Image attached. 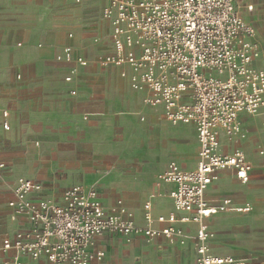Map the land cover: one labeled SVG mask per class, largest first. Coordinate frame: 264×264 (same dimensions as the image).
Wrapping results in <instances>:
<instances>
[{
	"label": "built area",
	"instance_id": "1",
	"mask_svg": "<svg viewBox=\"0 0 264 264\" xmlns=\"http://www.w3.org/2000/svg\"><path fill=\"white\" fill-rule=\"evenodd\" d=\"M104 1L102 18L110 26L112 48L93 61L65 45L57 54L59 61L73 64L65 80L73 81L90 64L119 68L132 89L146 92L147 105L163 108L171 124L195 126L197 167L186 170L172 161L157 175L159 182L175 185L170 191L174 210L155 217L150 198L143 204V223L122 200L107 209L95 186L74 184L57 198L43 197L44 184L19 178L8 203L19 227L4 235L0 245V253H10L5 264H30L22 257L51 264L101 262L106 252L96 247V240L105 234L185 245L190 224L197 225L195 264H257L214 254L210 241L215 232L206 223L217 213L253 209L250 203L235 206L230 198L210 204L206 193L221 170H234L242 183L251 178L253 164L246 152L224 151L222 136L229 142L242 140V115L264 117V48L256 27L242 16L236 0ZM3 117L10 130L7 110Z\"/></svg>",
	"mask_w": 264,
	"mask_h": 264
},
{
	"label": "crops",
	"instance_id": "2",
	"mask_svg": "<svg viewBox=\"0 0 264 264\" xmlns=\"http://www.w3.org/2000/svg\"><path fill=\"white\" fill-rule=\"evenodd\" d=\"M99 1L103 5L105 4L104 0ZM236 1L241 14H244L247 20L256 27L260 45L264 48V0ZM45 4L46 0H0V52H12L5 56L3 60H0V138L4 133L3 131H7L3 126L4 110L9 112L10 130H24L31 127L34 130H39L46 122L50 123V116L57 111L54 102L57 94L60 93L59 91L65 92L67 90L76 98L67 102L65 109H62L65 115L78 113L77 108H79V110L88 113L90 116L99 117L100 122L106 120L109 116H113L114 124L121 123L126 128L135 124L136 128H138V139L128 148L105 150V152L113 153L115 157L106 163L111 166L109 172L105 175H99L111 180L109 186L111 200L107 199L95 187L103 205L107 209H111L118 200H122L125 206L134 213L136 221L143 223V204L146 200L152 198L154 201V216L168 215L174 210L170 191L175 185L159 182L157 175L164 171L172 161H176L186 170L197 167L199 142L195 126L192 124H178L175 126L179 127L180 130L178 129L170 135H162L161 119L171 124L165 117L163 108L161 106L153 107L147 105L144 102L146 92L132 89L129 79L122 77L120 69L116 67L101 68L96 64H90L88 67L80 68L79 72L74 76V80L67 82L65 77L70 72L73 64L60 61L65 68L61 81L54 80L51 76L46 77V79L33 76V70L40 63L37 61L31 64L24 63L18 60L19 58L16 54L18 53L17 49L22 47L31 36L46 27L50 19L52 21L54 19V22H50V27L54 30L57 29L59 22H57L56 15L49 14L48 16L47 14H42ZM249 5L253 6L252 10L248 9ZM53 15L54 17H52ZM103 22L108 29L106 36L108 41L101 46V54L110 51L112 48L110 26L105 20ZM71 39L68 36V40L63 44L62 48L65 45H72L77 53L88 56L80 51L76 47L74 39ZM18 75H21V77L19 78ZM72 89L77 91L75 95L71 93ZM72 107L76 110H72ZM146 107L151 110L157 109L158 112L150 115L146 111ZM248 118L250 117L245 114L242 115L244 128H247ZM91 121L95 122V119ZM184 125L193 126L194 136L182 131ZM149 126H152L153 133L149 134L142 131ZM188 142L197 143V149L190 150L186 145ZM240 142V140L229 142L225 136H222L224 151L231 152L235 148H242L246 152L248 159L251 162L253 161L250 181L242 183L232 169L221 170L219 178L209 186L206 198L210 204H217L224 198H230L235 206L250 203L253 209L251 212H221L207 218L206 223L215 232V237L210 241V244L212 252L216 255H230L236 258L248 259L253 263L264 264V158L259 157V160H251L246 151V146H241ZM86 145L88 148L92 146L89 142ZM181 145L189 150V154L193 159H196L195 165L190 166L189 162L183 161L178 157L176 149L181 147ZM141 149L146 150L149 156H141ZM129 157L132 160H129ZM95 161L97 163L101 162L99 159H95ZM2 163L6 164V162H0V164ZM120 164L127 166L125 173L119 172ZM115 173L123 176L115 177ZM21 177L30 178L44 184L40 179L37 180L27 176H20L19 178ZM225 179L226 181L223 183L222 181ZM236 183L242 184L239 195L221 194L225 186L231 187L234 185L236 187ZM74 184L86 187L92 186L86 183ZM215 188L217 190L213 192ZM43 191L41 193L43 197L57 198L61 195L46 196ZM116 195L119 196L114 198ZM165 197L167 200L164 199ZM13 198L14 193L12 190L5 203L7 224L1 233L0 245L4 235L12 234L19 227V223L11 219L12 210L8 203ZM154 225L158 226L157 222ZM185 227L189 234L185 245L191 244L193 246V264H195L197 225L190 224ZM119 238L129 240L123 236L112 234H105L96 240V247L103 249L106 252V256L103 261L94 262V264L105 263L107 253L115 242L114 239ZM138 239L145 241L143 237L139 236L132 237L130 240ZM159 242L169 244L163 238H158L153 244ZM9 256L10 253L7 255L0 253V264H5L4 260ZM22 260L29 261L30 264H51L43 258L34 261L29 257H22Z\"/></svg>",
	"mask_w": 264,
	"mask_h": 264
},
{
	"label": "rangeland",
	"instance_id": "3",
	"mask_svg": "<svg viewBox=\"0 0 264 264\" xmlns=\"http://www.w3.org/2000/svg\"><path fill=\"white\" fill-rule=\"evenodd\" d=\"M102 6L103 3L99 0H46L42 14L56 15L59 25L56 30L52 29L50 22H54V19H50L46 27L17 49L18 60L27 64L35 61L40 63L33 70V76L42 79L51 76L54 80L61 81L65 68L57 59V54L67 42L68 33L72 32L73 36L70 38L74 39L76 47L95 61L101 54V46L108 41V29L101 17ZM242 16L247 20L244 14ZM96 38L98 41H95ZM9 53L10 51L0 52V60ZM59 92L54 102L57 111L50 116V123L46 122L39 130L31 127L3 131L0 138V162H6L5 166H0V239L7 224L5 203L20 176L40 179L44 183L43 194L46 196H58L71 184L86 183L98 188L101 194L111 200V180L99 175L109 172L111 166L106 163L113 160L115 155L105 150L125 149L138 139V128L135 124L128 128L121 123L114 124L113 116L100 122L99 117L90 116L79 108L78 113L65 115L62 109L76 97L67 90ZM72 110L76 109L72 107ZM146 111L150 115L158 112L157 109L151 110L148 107ZM249 117L245 128L246 138L240 140V145L246 146L251 160H259V157L264 158V153H261L264 151V117ZM161 125V134L165 136L180 130L163 119ZM193 130L192 125H184L182 128L190 136L193 135ZM142 131L151 134L153 128L149 126ZM87 142L91 143L90 148L86 145ZM186 145L190 150L197 149V143L188 142ZM176 150L181 160L189 162L190 166L195 165L196 159L191 157L185 146L181 145ZM140 154L149 156L142 149ZM95 159L101 162L97 163ZM128 159L132 160L131 157ZM126 170L127 166L120 164L119 172L125 173ZM116 176L123 175L115 173ZM225 181L226 179L222 182ZM236 184V187L225 186L221 194L239 195L242 184ZM216 190L217 188L213 192ZM117 196L119 195L114 198ZM164 199L167 200L166 197ZM114 241L104 264H193L194 250L191 244H153L146 240L123 238Z\"/></svg>",
	"mask_w": 264,
	"mask_h": 264
}]
</instances>
